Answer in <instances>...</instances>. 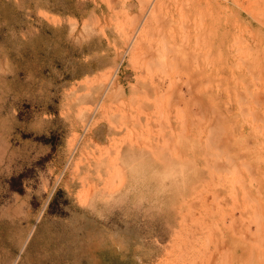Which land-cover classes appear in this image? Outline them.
I'll return each instance as SVG.
<instances>
[{
	"label": "rangeland",
	"instance_id": "rangeland-1",
	"mask_svg": "<svg viewBox=\"0 0 264 264\" xmlns=\"http://www.w3.org/2000/svg\"><path fill=\"white\" fill-rule=\"evenodd\" d=\"M14 1L0 264H264V0H76L81 17ZM43 21L99 69L18 70Z\"/></svg>",
	"mask_w": 264,
	"mask_h": 264
},
{
	"label": "trees",
	"instance_id": "trees-1",
	"mask_svg": "<svg viewBox=\"0 0 264 264\" xmlns=\"http://www.w3.org/2000/svg\"><path fill=\"white\" fill-rule=\"evenodd\" d=\"M75 4L76 0H44L37 7L62 16L81 17ZM29 6L34 7L32 3ZM24 14L14 0H0V32L11 35V31H20L27 24ZM87 46L71 43L66 37L65 26L43 21L35 32L20 39L19 48L11 55L18 70L30 69L42 79L61 83L81 79L99 69L96 60L85 61L83 55L90 54ZM45 108L47 112H54L51 102H47ZM11 181L21 184V176Z\"/></svg>",
	"mask_w": 264,
	"mask_h": 264
},
{
	"label": "crops",
	"instance_id": "crops-1",
	"mask_svg": "<svg viewBox=\"0 0 264 264\" xmlns=\"http://www.w3.org/2000/svg\"><path fill=\"white\" fill-rule=\"evenodd\" d=\"M41 9H43V8H41ZM45 10V9H44ZM50 12V11H49ZM52 13V12H51ZM54 14V13H53ZM56 15H58V14H56ZM58 16H61V15H58Z\"/></svg>",
	"mask_w": 264,
	"mask_h": 264
},
{
	"label": "bare ground",
	"instance_id": "bare-ground-1",
	"mask_svg": "<svg viewBox=\"0 0 264 264\" xmlns=\"http://www.w3.org/2000/svg\"><path fill=\"white\" fill-rule=\"evenodd\" d=\"M222 243V242H221ZM216 245V244H215ZM224 247V246H223ZM219 249V248H218ZM205 251V250H204ZM220 252V251H219ZM184 258V257H183ZM186 258V257H185ZM197 264V263H196ZM212 264V263H211Z\"/></svg>",
	"mask_w": 264,
	"mask_h": 264
}]
</instances>
